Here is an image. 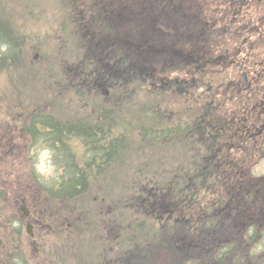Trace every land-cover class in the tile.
<instances>
[{"label": "trees", "instance_id": "16d2710c", "mask_svg": "<svg viewBox=\"0 0 264 264\" xmlns=\"http://www.w3.org/2000/svg\"><path fill=\"white\" fill-rule=\"evenodd\" d=\"M94 1L99 15L94 22L102 35L91 61L99 67L110 68L111 64V78H139L150 96L170 90L173 96L184 97L202 90L197 94L207 101L195 119L185 122L178 118L174 127L169 126L168 111L153 105L140 107L138 116L131 113L114 123L116 129L135 130L138 147L155 151L169 148L180 135L176 130L189 127L195 131L188 139L185 135L189 148L181 151L182 159L173 170L158 175L152 163L144 179L135 177L128 183L125 195H133L137 208L159 224L147 225L145 243L126 248L129 240L137 241L134 231L146 225H69L67 234L91 237L92 249L99 251L94 252L96 259L84 257L88 264H264V175L252 173L254 156L264 152V103L261 116L252 117L251 112L254 103L264 100V0ZM74 9L67 8L73 18ZM18 15L14 7L0 0V70L17 75L30 65V35L16 22ZM243 53L245 58L239 57ZM236 65L244 68L241 76H232L229 87L222 76L211 75L215 68ZM101 86L109 88L104 82ZM135 93L128 98L134 100ZM107 109L102 107L98 123L90 124L99 129L89 126L90 135L107 134L100 127L109 125L112 113L105 112ZM52 116L34 114L28 133L33 138L37 133L51 136L47 141L57 147L64 139L80 136L68 123ZM144 117L150 119L146 124ZM114 129L108 130L110 136L117 135ZM95 141L99 140L94 137ZM76 164L71 158L59 159L55 166L61 172L56 176L32 175L45 204L82 197L88 190H97L95 184L104 185L102 180L90 182L89 174H80ZM143 184L149 185L145 191ZM93 196L98 199L99 195ZM56 210L46 212L56 215ZM115 239L124 247L118 254L111 253ZM106 240L109 248L102 247ZM88 242H76L80 258ZM77 253L66 252L67 259H76ZM56 255L59 259V251Z\"/></svg>", "mask_w": 264, "mask_h": 264}, {"label": "rangeland", "instance_id": "374dc122", "mask_svg": "<svg viewBox=\"0 0 264 264\" xmlns=\"http://www.w3.org/2000/svg\"><path fill=\"white\" fill-rule=\"evenodd\" d=\"M88 1L5 0L19 13L16 22L20 28L30 35V65L20 69L18 75L0 70V222L5 225L9 216L21 218L22 205L30 208V225L35 224L32 225L30 244L27 246L30 264H54L53 260L63 264H88L84 258L87 255L90 260L96 259L94 252L99 250L92 249L91 237L84 235L78 239L69 236L67 233L70 229H66L69 225H146V228L136 231L127 229L129 233L135 232L137 241L135 238L129 240L127 246L123 245L130 248L135 243L140 246L145 243L148 238L147 225L159 224L153 219L154 216L145 215L137 208L138 200L133 195H125L128 183L135 177H143L152 168V163L153 171L158 175H164L169 168L173 170L177 161L182 159L181 151L189 148L185 135L188 139L189 134L195 131L189 127L180 128L176 130L180 135L169 143V148L155 151L145 146L138 147V133L123 130L120 126L116 129L114 123L118 124L120 118L131 113L138 116L136 110L140 107L153 105L154 109L168 111L169 126L174 127L178 118L185 122L195 119L200 106L207 101L205 96L197 94L202 90L184 97H175L170 90L162 96H150L145 93V87L137 77L111 78V64L110 68L108 65L99 67L90 59L96 54V42L102 34L99 36L95 23L99 17L97 5L92 0L87 6ZM66 6L72 11L76 9L75 18ZM80 9L82 13H79ZM239 57L245 58V55ZM212 71L213 77L222 76L227 87L233 82L234 73L225 78V69L215 68ZM101 82L109 88L101 89ZM135 82L139 85L137 89ZM134 92L137 97L130 100L128 96ZM260 104H253L252 117L262 115L258 114ZM102 107L108 108L105 112L112 113V116L107 121L109 127L100 126L102 132L107 134H99V141L93 142L96 134L90 135L89 131L90 127L94 126V129L96 125L90 124L98 123ZM46 113L52 114L59 122L68 123L70 129H76L73 131H78L80 136L64 139L57 143L59 147L47 141L51 136L47 138L37 133L33 138L27 129H31L34 114ZM237 116L241 117V114ZM144 119V124L150 121L147 117ZM113 129L116 136H110L108 132ZM57 157L61 161L68 158L75 160L80 174L88 173L90 182L102 180L104 185L100 187L95 184L97 190H88L82 197L70 200L62 198L61 202L55 201L56 205L45 204L41 199L42 191H38L32 175L36 173L48 179L56 176L61 172L55 166V160H59ZM95 157L99 158L98 164ZM253 159L255 166L252 173L263 176L264 152L256 154ZM96 165L101 166L93 169ZM116 178L119 179L118 183ZM150 179L157 181L153 177ZM91 186L94 187V183ZM143 186L145 191L149 185ZM96 193L98 199L92 198ZM55 210L56 215L46 212ZM49 225L55 228L52 230ZM23 233L21 240L26 242V233ZM80 240L83 244L89 241L84 245L86 251L82 252V258L78 256L76 245ZM113 243L111 253L118 254L124 247L116 239ZM102 247L109 248V241L106 240ZM72 251L77 253L76 259H67L66 252L72 255Z\"/></svg>", "mask_w": 264, "mask_h": 264}, {"label": "flooded vegetation", "instance_id": "af4514ba", "mask_svg": "<svg viewBox=\"0 0 264 264\" xmlns=\"http://www.w3.org/2000/svg\"><path fill=\"white\" fill-rule=\"evenodd\" d=\"M243 68L244 65H236L234 68L225 69V76L232 73H237L241 76V69ZM263 103L264 100H262L260 105ZM259 111L258 114H261ZM95 129L98 128H94V130ZM97 136L99 137V134L95 137L97 138ZM98 159V157L94 158L96 162ZM21 213L23 214H21V218L9 216L7 218L9 221H7L5 225L0 222V264H30V255L27 248L28 244H30V234L26 232L27 227L30 225L28 216V213L30 214V208L26 207V205H22ZM7 223H9V225H7ZM31 225L35 224L31 223ZM23 231L26 233V242L21 240L24 236Z\"/></svg>", "mask_w": 264, "mask_h": 264}, {"label": "water", "instance_id": "95a60500", "mask_svg": "<svg viewBox=\"0 0 264 264\" xmlns=\"http://www.w3.org/2000/svg\"><path fill=\"white\" fill-rule=\"evenodd\" d=\"M29 230V229H28Z\"/></svg>", "mask_w": 264, "mask_h": 264}]
</instances>
